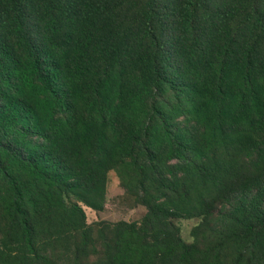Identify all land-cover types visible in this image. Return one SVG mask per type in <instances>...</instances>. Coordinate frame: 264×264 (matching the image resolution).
Returning <instances> with one entry per match:
<instances>
[{"label": "trees", "instance_id": "16d2710c", "mask_svg": "<svg viewBox=\"0 0 264 264\" xmlns=\"http://www.w3.org/2000/svg\"><path fill=\"white\" fill-rule=\"evenodd\" d=\"M0 264H264V0H0Z\"/></svg>", "mask_w": 264, "mask_h": 264}, {"label": "rangeland", "instance_id": "374dc122", "mask_svg": "<svg viewBox=\"0 0 264 264\" xmlns=\"http://www.w3.org/2000/svg\"><path fill=\"white\" fill-rule=\"evenodd\" d=\"M182 121V120H180ZM86 214V221L88 224L94 222H138L141 221L147 212V208L135 203L134 198L126 194L120 187L119 180L114 172L109 174L106 202L104 208L100 212H95L91 209L83 207ZM222 209L220 205L217 209L219 213ZM199 223L198 219L178 220L177 224L181 228L183 239L188 243H193L192 236L193 228ZM209 235L201 234L199 243L202 245L206 240H210Z\"/></svg>", "mask_w": 264, "mask_h": 264}]
</instances>
